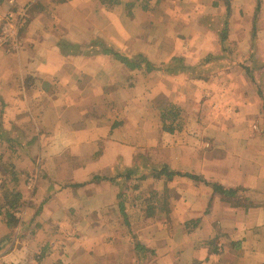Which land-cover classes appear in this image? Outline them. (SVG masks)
<instances>
[{"label": "crops", "instance_id": "crops-1", "mask_svg": "<svg viewBox=\"0 0 264 264\" xmlns=\"http://www.w3.org/2000/svg\"><path fill=\"white\" fill-rule=\"evenodd\" d=\"M256 3H235L230 40L237 41L240 55L237 62L228 64L225 76L219 71L215 77L221 86L217 96L213 75L203 80L164 70V61L173 56H190L186 65H197L212 52L204 41L212 33L198 18L196 47L183 51L174 46L168 51L167 24L152 16L153 28L149 19L144 29L140 19L146 15L140 8L134 15L137 18L125 14L126 19L120 21V14L103 11L94 0H15V7L29 4L31 11L20 34L22 47L0 45V134L29 135V150L59 182L90 181L109 169L115 175L118 169L114 167H131L135 150L145 147L155 162L194 172L226 189H238L237 196H225L202 182L169 180L177 200L173 207L177 231L191 242L177 250L190 253L201 264H264V85L259 94L240 63L253 45L264 59V3L256 37L250 33ZM10 7V0H0L2 15ZM98 7L104 16L97 15ZM176 21L169 22V31L177 38L180 24ZM98 37L129 58L141 54L160 68L137 69L107 54H86L82 45ZM64 42L81 47L70 52L62 47ZM172 103L182 107L183 119L186 115L189 119L180 124L181 130L169 133L162 128L160 113ZM220 106L221 113L216 109ZM119 113L142 122L125 119L122 123L114 117ZM216 113L220 119L226 117V124L216 121ZM124 133L132 136L125 139ZM111 184L116 187L100 180L78 190H39L35 197L47 200L44 222L32 237L35 248L14 241L0 252V264H132L127 251L122 257L114 253L119 241L104 240L100 233L111 229L113 233L120 212L115 204L118 190L111 189ZM73 212L81 215L77 221L64 218ZM2 220L0 238L6 234ZM49 222L57 224L52 233ZM69 227L86 234L72 235Z\"/></svg>", "mask_w": 264, "mask_h": 264}, {"label": "rangeland", "instance_id": "rangeland-1", "mask_svg": "<svg viewBox=\"0 0 264 264\" xmlns=\"http://www.w3.org/2000/svg\"><path fill=\"white\" fill-rule=\"evenodd\" d=\"M123 5L122 8L119 9V13H116L114 10V14H120V21H123L126 19L125 14L127 16L136 15L138 9L141 7L137 4L132 10L130 14H128L126 10V1L128 0H122ZM161 0V2L154 7V9H149L146 11H143L146 16L145 18L142 16L140 19L141 22L144 23V29L146 28L145 25L150 19L151 28H153V22L152 19L149 17L156 16V18L166 23V30H167V37L165 45L166 50L171 51L174 47L175 49H181L185 51L187 48H190L191 46L196 47L197 45V38L196 34H199L197 24L195 23V20L198 18V20L201 22L202 19V26L207 28L211 31L212 37H204L205 44H209V48L212 50L209 54H212L211 56H217L219 53L218 51L221 49L220 47V39L219 34L221 32V27L223 26V17L225 16V10H224V2L223 0H218L219 4L218 6H214L212 3L216 0ZM232 1V13L234 11V8L236 7L235 3H239L240 5L248 0H231ZM262 1V5L264 3V0ZM57 2V1H56ZM98 6L103 7V11H110L104 7V5L101 3V0H94ZM257 0H253V3H256ZM239 6V5H238ZM243 6V4H242ZM223 7V8H222ZM240 7V6H239ZM100 7L95 11L97 12V15L104 16L103 11H100V14L98 13ZM106 9V10H105ZM211 9L213 12H211ZM31 10V9H30ZM202 12V14H200ZM134 13V14H133ZM256 13V11H255ZM260 14L261 10L258 14V25L257 30L260 26ZM232 16V14H231ZM230 16V18H231ZM255 16V14H254ZM148 17V18H147ZM177 19L180 26H178V29L176 30L177 38L172 36L170 34V25L169 22L172 19ZM103 18L99 19L102 21ZM105 20H108L105 18ZM254 20V17H253ZM253 20L251 21V29L250 33L252 32V24ZM177 22V21H176ZM177 22V23H178ZM229 22V30H230V22ZM211 27L210 28H208ZM103 27L106 29V32L109 31L108 25H103ZM187 31V32H184ZM157 32V29H156ZM120 35H122L120 33ZM230 37V32H229ZM123 39H126L125 37ZM121 41V40H120ZM178 41V42H177ZM232 48L236 51L238 49V43L235 40H231ZM129 45V43H126ZM251 51V50H250ZM185 54V53H184ZM137 56V55H135ZM134 56V57H135ZM207 56V55H206ZM205 56V57H206ZM246 59H251L249 54H246ZM132 57V59H134ZM178 57L183 60L182 63L185 61H191L190 56L185 58L186 56L180 55V56H173L169 57L167 61H164V64L167 63H173L172 58ZM203 57L202 59H204ZM256 57L259 58V61L261 64L264 65V59L256 54ZM234 58V57H233ZM238 57H235V62ZM245 60V59H244ZM186 63V62H185ZM212 64L208 65V68H204L203 72L208 73L210 72L211 75H209L208 79L212 78V75L215 79L217 77L218 73L222 72L223 76L226 74V68L224 70L214 71L215 68L219 67L218 60H212ZM229 63V61H228ZM226 64V63H225ZM232 65V63H231ZM227 67V66H226ZM232 68V66L230 67ZM141 69V68H137ZM165 70V69H164ZM243 70V69H242ZM166 71V70H165ZM238 71V69L236 70ZM246 72V76L248 81H252V83L256 86V89L263 87V81H264V66L262 69L258 70V77L252 78L250 74ZM261 73V75H260ZM175 74H178L175 73ZM255 79V80H254ZM257 79V80H256ZM217 80L215 79L214 86V92L217 94V96L221 92V86L217 85ZM205 84V83H204ZM200 88H204L203 84H199ZM218 92V93H217ZM210 99L211 97L208 96ZM222 98H219L221 100ZM225 99V98H224ZM223 99V100H224ZM217 104V103H215ZM221 104V103H220ZM170 105H176L177 104H170ZM170 105H167L169 107ZM180 107V106H179ZM165 109V107L163 108ZM182 109V107H181ZM221 113V106L220 109ZM183 112V109H182ZM218 116V113H216V121L219 123L226 124V117H222L221 119ZM116 119H119L118 121H121L122 123L125 122V119L129 121V123L132 121V123H136L138 119L141 121V118H127V114L119 113L115 115ZM139 117V115H137ZM146 119V118H145ZM189 117L186 115V119H183L182 116L180 119L172 120L174 126H179L180 124L184 123L186 120H188ZM162 122V128L164 126V123L162 119L160 118ZM201 120V119H200ZM142 122V121H141ZM153 127H155V119H151ZM125 126V125H123ZM135 130L137 129V126H134ZM127 133V132H125ZM124 133L123 137L125 139H130L132 136L131 133L130 137H128ZM6 136V135H5ZM140 137V136H136ZM7 137H5L6 139ZM133 138V137H132ZM7 139H12L11 141H7L4 139H0V141H3V145H5L3 148V145L0 146V196L2 197L8 190H12L14 188L22 190L26 195V201L22 204L20 208L19 215L21 219L28 223V225H25V229L22 231L21 235L18 236L19 238H14V241H18L19 246L27 244L28 246H32L35 248L34 240H32V237L35 236L36 233H38L41 227H39V224L41 221L44 222L42 217V210L44 206V200L41 198L35 197L40 191L45 190L47 193L52 190H58L62 189L61 186L66 184L63 181L59 182L55 176L52 175L50 170H45L46 168L42 166L41 164V158L34 155L33 151L29 150L30 142H27L29 139V135H26L25 133H13L9 134V137ZM40 139H42V134L40 135ZM43 140V139H42ZM138 141H141V138H138ZM23 143V144H22ZM135 158H134V164L131 167H140L144 163L149 165L150 163L153 164H162L164 162H155L152 157V151L150 149H147L145 147L141 148L138 147L135 150ZM150 162V163H149ZM131 167L126 166H116L114 169H118V172L122 173L124 170L129 169ZM110 170V169H109ZM107 170L106 172H98V175H105V176H111V171L109 172ZM185 171V170H184ZM13 173H15V176H13ZM145 174V173H144ZM149 176L144 179H139L135 175L131 177L129 180L121 179L120 181H117L114 183L116 187H112L111 189H114V191L121 194V197H116L115 204L119 206L120 212L118 214L117 220L115 222V229L112 233V229L108 231H100L102 237L104 240L113 239L114 241H119V243L116 242L114 245V249L117 250L114 253L122 257L125 255V251L129 253V263L132 260V264H201L198 260L193 259V255L190 253H182L180 254L179 250L184 247L190 246V240H184L182 239L181 233H179L177 230V219L178 216L175 215L173 212V207L177 205V200L174 199L173 194L171 191H173V188H170V183L167 182L166 186L168 188V192L166 193V196L163 194L164 192V181L163 180H153L152 183H148V179H153L150 174ZM44 176L46 178H44ZM14 177L18 178L17 182L13 181ZM110 183V181H108ZM69 183V182H67ZM71 183V182H70ZM203 183V182H202ZM205 184V183H204ZM80 187H68L69 190H78ZM37 190V192H36ZM35 191V194H33ZM215 192V191H214ZM37 193V194H36ZM162 193V194H160ZM217 193H220L217 191ZM223 194V193H222ZM34 195V197H33ZM48 194H45V196ZM226 196V195H225ZM165 200H164V199ZM163 202V203H162ZM41 203V204H40ZM122 203V205H121ZM127 216H125V214ZM64 218H72L77 221L78 218H80L81 215H77L76 212L69 213L63 215ZM68 218V219H69ZM48 221V220H47ZM52 221V220H51ZM70 221V220H69ZM4 233H6V225L4 222ZM51 225V231L52 233L54 225L53 222H49ZM187 224V222L185 223ZM71 223H68V226H71ZM2 225L0 224V233H2ZM68 230L71 232L72 235L80 236L85 235V232H82L80 229H71L70 227ZM64 231H66L64 229ZM64 231H60L61 233H64ZM88 232V231H87ZM95 231H91L93 233ZM80 235H79V234ZM89 233V232H88ZM99 236V231H96V233ZM30 241V242H28ZM45 241H47L45 239ZM177 241L179 243V246L177 244ZM12 242V244H13ZM28 242V243H26ZM122 243V244H121ZM9 244V245H12ZM61 244V243H60ZM59 244V245H60ZM61 246V245H60ZM121 247V248H120ZM123 247V248H122ZM31 252V256H33ZM114 255V254H113ZM59 259V258H58ZM65 260H69V258H66ZM36 261H39L37 259ZM79 264H88L85 261H80ZM125 264V263H122Z\"/></svg>", "mask_w": 264, "mask_h": 264}, {"label": "trees", "instance_id": "trees-1", "mask_svg": "<svg viewBox=\"0 0 264 264\" xmlns=\"http://www.w3.org/2000/svg\"><path fill=\"white\" fill-rule=\"evenodd\" d=\"M160 2L161 0H128L126 1V10L128 14H130L133 8L137 6L138 4L141 7L142 11H146L149 9H154V7H156ZM223 2H224L225 16L223 17V26L221 27V32L219 34L220 47H221V49L218 51L219 54L217 56L215 55L211 56L212 54H208L197 65H186L185 62L182 63L183 62L182 59L178 57H174L172 58L173 63H170V64L167 63L166 65H164L166 72H169V73L184 72L191 78L206 80L211 74L210 72L208 73L203 72V69L208 68V65L212 64L211 63L212 60L214 59L218 60L219 67L215 68L214 71H219V70H224L226 66H228V64L230 65L231 63L233 64L235 62V57H238L239 59L240 52L238 49L235 51L232 48L231 44H233V42L232 43L230 42L231 40L229 37L230 30H229L228 21H230V16L232 14V1L223 0ZM101 3L104 5L106 9L110 11L121 9L123 5L122 0H101ZM212 4L214 6H218L221 3H219V1L216 0V1H213ZM261 7H262V1L258 0L256 3V13H255L253 24H252L253 38L256 37L257 35L258 14L261 10ZM202 22L203 21L201 19V23ZM208 28L211 29V27L209 26ZM82 46H85V49L83 51L88 55L89 54H99V53L107 54V55L112 56L114 59L127 64L128 66L132 68H145L149 71L160 68V65H157L151 62L149 59H147L141 54H138L137 56H135L134 59L129 58L128 56L122 54L118 49L114 48L112 45L107 43L106 40H104L101 37L94 38L89 43H87L86 45H82ZM62 47L72 52L73 49L75 51H78L81 45L77 43L72 44L69 42H64L62 43ZM252 47L254 48H252V50L248 53L251 59H245V60L241 59L240 63H241V66L247 71V73L252 76V78H256L259 76L257 75L258 70L262 69L264 65L261 64L259 61V58L256 57L257 53L255 51V46L253 45ZM238 59H236V61ZM258 92L259 94H261V88L259 87H258ZM181 116H182V109L179 106L170 105L169 107L163 109L160 113V118L162 119L164 123L163 129L169 133H174L176 130H181L180 125L174 126L173 121H171V119L172 120L180 119ZM5 137L8 138L9 136L0 134V139H4L7 141L12 140V139H7V138L5 139ZM148 174H150L151 177L157 180L159 179V180L164 181L165 189H164L163 194L166 196V198H167L166 193L168 192V188L165 187L167 185L166 183L175 177L188 178L196 182H203L206 185L212 187V189L215 192L218 191L225 195L228 194V195L237 196V192H238V189H226L222 185L218 184L217 182L207 180L205 177L198 175L194 172L173 169L167 163H162V164L150 163L149 165L144 163L140 167H137V168L131 167L129 169L124 170V172L122 173L117 172L115 175H111V176H105V175L103 176V175L95 174L90 181L87 180L84 182L66 183L62 185L61 188L82 187L92 181H100V180H108V181H111L112 183H116L117 181H120L121 179L129 180L134 175L138 177L139 179H144L149 176ZM13 176H15V173H13ZM17 180L18 178L14 177L13 181L17 182ZM33 194H35V191ZM117 197L120 198L121 194L118 193ZM45 200H47V198H45ZM25 201H26L25 193L22 190L16 189V188L12 190H8L2 197L0 196V217L3 218L2 221L5 223L6 229H7L6 234L0 238V252L6 249L9 246V244H12L14 238L17 236H20L22 231L25 229V224L22 222L21 217L19 215L20 208ZM124 214L125 216H127L126 213ZM193 221L195 220L188 221V225ZM19 226H20V229H18Z\"/></svg>", "mask_w": 264, "mask_h": 264}, {"label": "built area", "instance_id": "built-area-1", "mask_svg": "<svg viewBox=\"0 0 264 264\" xmlns=\"http://www.w3.org/2000/svg\"><path fill=\"white\" fill-rule=\"evenodd\" d=\"M10 4L11 9L4 15L0 13V20H4L0 26V45L8 43L12 49L19 50L23 44L20 34L30 17V5L15 7V0H10Z\"/></svg>", "mask_w": 264, "mask_h": 264}]
</instances>
